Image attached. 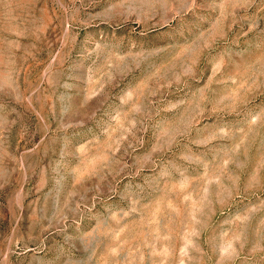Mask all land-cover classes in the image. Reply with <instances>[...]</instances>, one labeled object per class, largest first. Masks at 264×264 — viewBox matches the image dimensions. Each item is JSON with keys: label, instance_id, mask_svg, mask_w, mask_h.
<instances>
[{"label": "rangeland", "instance_id": "obj_1", "mask_svg": "<svg viewBox=\"0 0 264 264\" xmlns=\"http://www.w3.org/2000/svg\"><path fill=\"white\" fill-rule=\"evenodd\" d=\"M0 264H264V0H0Z\"/></svg>", "mask_w": 264, "mask_h": 264}]
</instances>
